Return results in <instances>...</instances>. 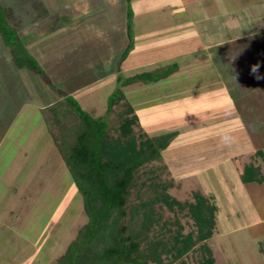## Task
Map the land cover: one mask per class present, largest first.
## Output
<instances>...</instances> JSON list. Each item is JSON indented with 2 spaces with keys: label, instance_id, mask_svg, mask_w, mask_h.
I'll return each instance as SVG.
<instances>
[{
  "label": "rangeland",
  "instance_id": "374dc122",
  "mask_svg": "<svg viewBox=\"0 0 264 264\" xmlns=\"http://www.w3.org/2000/svg\"><path fill=\"white\" fill-rule=\"evenodd\" d=\"M0 12L42 71L17 67L0 35V264H55L89 222L66 162L82 122L71 99L105 118L109 139L127 154L179 132L160 158L136 170L130 188L128 205L147 203L155 220L148 256L160 254L163 264H264V182L240 179L246 164L262 169L264 160L236 135L233 105L249 90L224 57L264 38L257 36L264 0H0ZM242 50L246 67L264 76V61L253 66L262 58ZM139 72L159 80L122 85ZM195 192L217 207L205 243L192 216ZM188 235L193 249L175 259Z\"/></svg>",
  "mask_w": 264,
  "mask_h": 264
},
{
  "label": "trees",
  "instance_id": "16d2710c",
  "mask_svg": "<svg viewBox=\"0 0 264 264\" xmlns=\"http://www.w3.org/2000/svg\"><path fill=\"white\" fill-rule=\"evenodd\" d=\"M3 13L0 12V35L9 48L16 66L26 67L41 74L37 61L21 44L13 28L7 25ZM172 72L167 68L168 75ZM162 73L160 77H163ZM139 80L157 81L159 78L151 72H139L133 79L122 82V85ZM121 94H123L121 90L112 94L110 109L116 97ZM56 105H60V101L50 108L53 109ZM69 105L82 122L76 129L75 141L67 149L69 153L66 162L84 197L89 222L81 228L77 237L55 264H151V261L163 264L160 254L148 256L144 247L155 222L149 216L150 210L146 209L147 203L128 205V198L136 170L141 165L160 158L163 150L172 143L179 132L175 130L157 135L151 140L147 150H134L127 154L125 150H130L129 147L125 148L120 141L109 139L108 123L105 118L93 117L74 99H71ZM240 179L244 184L263 183L264 173L260 166L246 164ZM160 196L167 200L169 197L164 193ZM194 196L197 202L193 204L192 216L198 227L197 241L205 243L213 235L217 207L198 192H195ZM169 204L171 206L172 203ZM128 207L130 222L126 224L123 218L127 215ZM180 234L181 232L177 234L178 238ZM194 244L192 235L184 237L183 245L178 248L179 254L175 259L186 255L193 249ZM212 262L210 260L206 264Z\"/></svg>",
  "mask_w": 264,
  "mask_h": 264
},
{
  "label": "crops",
  "instance_id": "0c3cea01",
  "mask_svg": "<svg viewBox=\"0 0 264 264\" xmlns=\"http://www.w3.org/2000/svg\"><path fill=\"white\" fill-rule=\"evenodd\" d=\"M204 6L205 5L202 4L203 8ZM260 30H258V32L260 33H257V36L263 35L264 28L262 31ZM249 35L250 34H245L244 36L248 37ZM234 49H230V52H224V57L229 61V64L231 66L230 69L234 72L235 78L240 83L239 86L245 88V91L249 90L248 93L243 95V98L237 99L235 105H233L238 110L240 118L238 127L241 132H238L236 135L244 141L248 142V144L252 146L251 150H254L256 152L255 154L260 155L264 160V148H261V143L264 140V138L261 139V135H264V76H258L259 74L257 75L255 69L249 70V68L246 67L247 65L246 63H244V61L247 52L244 53V51L242 50H249V55L253 58H262V60L253 64V66L256 65L255 67L258 68V65L261 63V61H264V38H260V40L259 38H255L254 42H251L250 44L249 42L244 44H237ZM252 74H256V76L252 77ZM261 76L263 77V80L260 81ZM38 104L39 105H37V103H34V108L40 107L43 110L49 109V106L47 107L48 103L45 105L41 103ZM263 169L264 161H262L261 170Z\"/></svg>",
  "mask_w": 264,
  "mask_h": 264
}]
</instances>
